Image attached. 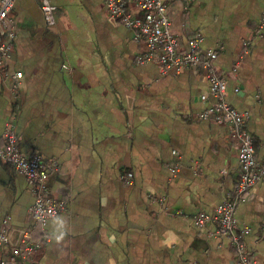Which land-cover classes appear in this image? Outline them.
I'll return each instance as SVG.
<instances>
[{
    "label": "crops",
    "instance_id": "obj_1",
    "mask_svg": "<svg viewBox=\"0 0 264 264\" xmlns=\"http://www.w3.org/2000/svg\"><path fill=\"white\" fill-rule=\"evenodd\" d=\"M50 1L53 25L40 0H15L0 36L9 46L0 61V144L12 125L25 157L56 160L49 186L67 201L46 224L36 264H236L217 223L193 221L231 196L239 170L227 126L198 118L215 101L202 70L138 64L143 43L102 0ZM165 1L181 47L200 33V51L219 54L225 100L247 115L264 163V0ZM32 203L25 178L0 163V219L12 244L31 223ZM234 217L264 264V177Z\"/></svg>",
    "mask_w": 264,
    "mask_h": 264
},
{
    "label": "built area",
    "instance_id": "obj_2",
    "mask_svg": "<svg viewBox=\"0 0 264 264\" xmlns=\"http://www.w3.org/2000/svg\"><path fill=\"white\" fill-rule=\"evenodd\" d=\"M108 14L120 20L134 31V39L143 43V50L136 55L138 64L157 63L165 73L172 69L175 73L198 67L209 83V94L214 103L198 113L200 120H212L227 126L238 156V180L231 196L222 201L212 213H198L193 217L197 226L207 220L217 223L216 234L229 239L234 250L236 264H256L247 248L244 236L248 228H239L234 217L236 207L244 202L248 190L264 177V163L259 162L254 150L253 138L246 128L247 115L233 108L225 100L226 82L215 67L218 53L209 49L200 51L203 38L195 33L187 39L186 46H180L178 39L170 31V21L166 16L165 0H102ZM15 0H0V36L9 24V14ZM40 9L45 23L53 25L56 7L50 0H40ZM263 22L258 25L261 35ZM9 46L1 42L0 61L7 54ZM62 68H66L65 65ZM14 78H21L15 73ZM237 91V89H236ZM4 144H0V163L12 166L21 174L33 197L31 223L20 230L16 244H12L13 229L7 219H0V264H36L35 252L48 240L45 232L49 219L66 210L67 201L53 195L49 186V175L58 167L56 160H46L36 153L25 157L20 151L14 127L9 125L4 131ZM176 168L172 170L175 172ZM132 174L123 175L130 181ZM264 232V223L261 227ZM6 256H4V254Z\"/></svg>",
    "mask_w": 264,
    "mask_h": 264
},
{
    "label": "clouds",
    "instance_id": "obj_3",
    "mask_svg": "<svg viewBox=\"0 0 264 264\" xmlns=\"http://www.w3.org/2000/svg\"><path fill=\"white\" fill-rule=\"evenodd\" d=\"M61 225L63 224V221L60 222ZM66 232H60L59 235L55 236V239L57 240V242L61 241L64 239V236H65Z\"/></svg>",
    "mask_w": 264,
    "mask_h": 264
}]
</instances>
